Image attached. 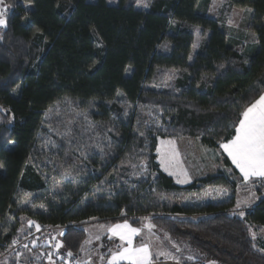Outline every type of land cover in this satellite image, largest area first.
I'll return each mask as SVG.
<instances>
[{"label":"trees","instance_id":"obj_1","mask_svg":"<svg viewBox=\"0 0 264 264\" xmlns=\"http://www.w3.org/2000/svg\"><path fill=\"white\" fill-rule=\"evenodd\" d=\"M200 1L4 0L9 14L0 36V243L14 236L18 217L25 215L39 225L66 224L63 247L76 255L88 220L127 219L138 227L149 216L155 229L192 250L197 264H264V252L249 231L264 229V195L241 218L229 211L235 184L227 176L178 185L156 160L158 138L192 137L216 149L235 134L240 113L264 91V0H228L252 9L258 49L248 59L230 45L217 19L197 10ZM192 27L208 37L190 60ZM172 72L176 78L168 90L155 88ZM65 100L93 121L112 125L115 168L140 153L148 174L140 181L107 178L105 161L72 200L31 212L16 197L19 191L44 190L31 157L45 110ZM126 105L147 115L144 124L136 126ZM101 159L90 155L87 161L95 167ZM100 185L110 193L82 203ZM212 185L232 189L229 200L200 205L161 200ZM196 214L202 216L187 218Z\"/></svg>","mask_w":264,"mask_h":264},{"label":"rangeland","instance_id":"obj_2","mask_svg":"<svg viewBox=\"0 0 264 264\" xmlns=\"http://www.w3.org/2000/svg\"><path fill=\"white\" fill-rule=\"evenodd\" d=\"M140 5L146 8L145 3H141ZM248 9L251 8L236 7L228 0H202L197 6L198 11L212 16L219 21L221 27L228 34L230 45L238 49L246 59L254 55L258 49L256 35L250 29L252 9L251 11H248ZM191 29L194 33V44L191 48L190 60L194 53L203 50L208 37V34H202L198 27H192ZM174 78H176L175 72H172V75H167L163 82L156 84L155 88L161 91L168 90ZM125 112L127 115H131L134 118L136 126H141L140 123L144 124V117L147 116L144 112L134 108L132 105H126ZM85 115L88 117L87 120L84 119ZM69 121H72V123L69 124ZM68 128H71L70 132L67 130ZM112 132V125L110 123L101 124L93 121L86 111H82L73 106L68 100L60 104H55L45 110L39 145L31 157V162L42 176L45 188L41 192L19 191L16 197L18 206L20 208L29 209L31 212H46L48 203H56L59 199L65 202L72 200L73 196L79 192L78 187L85 182L87 175L97 174L98 169L105 166V161L109 164L105 173L107 174V178L116 177L120 180H142L148 172L147 170H142V165H146L147 160L145 157L140 156V153L136 159L132 160L133 162L127 161L125 164H119L117 168H115L114 164L111 162L110 157L113 156L111 150ZM161 140L175 141L176 149L179 152L180 166L187 172V182L178 183V177L176 175H170L173 169L165 171L164 168L160 166L159 154L156 149L160 145ZM156 149L155 154L159 167L165 173L172 176L175 183L178 185H186L210 175L220 174L227 176L230 181L234 182V205L229 209L231 214H233L234 211H239V209L236 208L237 202L248 197L250 192H255L258 198L264 195V181H258L257 179L247 184L240 183L233 174L229 173L221 157H219L217 150L202 144L197 138L185 136L158 138ZM81 153H84V155H81ZM90 155H95L103 159L99 160L97 165L93 167L87 161ZM133 165L136 167H133ZM66 173H70V175H66ZM134 173L141 174L136 175ZM179 179H185V177L180 176ZM257 188L261 189L260 194L257 193ZM92 192L94 195L85 197L82 203L90 200H98L109 194L110 190L106 186L100 185L92 188ZM25 193H31V196L25 197ZM231 193L232 189L228 187L212 185L203 187L198 194H172L163 196L161 200L181 205H200L208 202L224 203L229 200ZM256 201H258V199H254L247 207L241 205V209L244 212L251 209ZM40 205H44V207L42 208ZM201 216L202 215L196 214L187 216V218L196 219ZM177 217L182 218L186 216L180 215ZM147 218L148 220L142 219L141 224L143 226L149 223V216ZM28 219L29 218L25 215L21 216L23 222L24 220L28 221ZM97 220L98 219L95 218L87 221L94 222L87 225L85 230L88 234H91V232L101 235L105 233V231L100 228V225H106L109 221ZM84 225L85 224L82 225V229H84ZM25 228L22 235L35 229L36 226H29L26 224ZM142 228L139 239L150 244L154 256H156L158 251L163 250L171 252L179 257V261L172 259L160 261H168L176 264L198 263V256H196L192 250L185 251L183 245L173 241L166 233L161 232L159 235L158 233H150L148 235L145 231L147 228ZM261 230V228L257 227L251 228V231L257 234L255 243L260 249H264V232ZM162 245L164 247H162ZM174 245L178 246L179 251H177V247H174ZM14 257L13 255L7 259L0 260V264H15V261L11 260L12 258L14 260ZM73 257H75L74 254ZM188 257H192V259H188ZM210 262L211 261H208L206 264H210ZM94 263L95 258L91 260L90 264Z\"/></svg>","mask_w":264,"mask_h":264},{"label":"snow or ice","instance_id":"obj_3","mask_svg":"<svg viewBox=\"0 0 264 264\" xmlns=\"http://www.w3.org/2000/svg\"><path fill=\"white\" fill-rule=\"evenodd\" d=\"M0 5L3 6L0 7V26L6 27L4 16L9 6L4 3V0H0ZM248 11H251V9H248ZM84 119L87 120L88 117L85 115ZM68 123L71 124L72 121ZM67 130L70 132L71 128ZM141 135H143V133H141ZM219 147L227 153V156L231 159L232 164L239 170L246 184L254 178H260L264 181V93L260 94L258 99L244 108L240 113L238 124L235 126V135L230 139L220 142ZM156 151L159 154L160 166L164 168L165 171L173 169L170 175H176L178 177V183L187 182V172L180 166L179 152L176 149L175 141L161 140ZM81 155H84V153H81ZM133 167L136 166L133 165ZM142 170L146 171L147 165H142ZM134 174L139 175L141 173ZM66 175H70V173H66ZM180 176H184L185 179H179ZM24 195L25 197H30L31 193H25ZM254 199H258L256 193L250 192L248 197L237 202L236 208L239 209V211H234L233 214H238L243 218L245 212L241 209V205L247 207ZM40 207L43 208L44 205H40ZM142 219L148 220L147 217ZM27 223L29 226L35 224V222L31 220H28ZM35 226L37 229L40 227L38 224ZM143 227L147 228L148 232L151 233L155 225L149 222ZM100 228L110 234V239L112 237H118L121 242L120 245H118V250H109L111 254L107 259V264H120L121 261H128V264H154L153 253L149 243L145 242L139 246H134L133 244L134 237L141 234L142 228L133 227L127 219L122 223L100 225ZM249 231L253 240H255L257 234L252 232L251 229H249ZM261 231L264 232V229ZM95 239L99 240L100 236L97 235ZM16 243H18V241L13 239L12 244L15 245ZM87 243H90V241H85V244ZM253 246L255 247V245ZM24 247L27 248V245ZM55 247L60 248L62 244L57 243ZM83 247L84 246L81 245V250H83ZM174 247H177V251H179L178 246L174 245ZM260 251H264V249H260ZM18 255L20 254L18 253ZM67 255L71 257L73 253L69 250ZM156 256L157 258L162 256L165 259L179 261V257L171 252L163 250L158 251ZM100 259L103 260L104 256H101ZM188 259H192V257H188ZM49 260L51 261V255H49ZM77 264H90V259L84 262L78 261ZM210 264H215V262H210Z\"/></svg>","mask_w":264,"mask_h":264},{"label":"built area","instance_id":"obj_4","mask_svg":"<svg viewBox=\"0 0 264 264\" xmlns=\"http://www.w3.org/2000/svg\"><path fill=\"white\" fill-rule=\"evenodd\" d=\"M0 7L3 6L0 5ZM8 14L9 9L5 12L4 18L6 21ZM4 28L5 26H0V34ZM39 226V229H32L21 236H13L5 244L0 243V260L7 259L13 255L20 257L25 254V252L36 249L39 251V255L34 261V264H75L74 257H69L67 255L68 250L63 247L62 243L67 225L46 224ZM13 239H16L18 243L13 245ZM57 243L62 244V247L56 248L55 245ZM25 245H27V248L24 247ZM18 253L20 255H18ZM49 255H51V261L49 260ZM16 264H24V260L17 259Z\"/></svg>","mask_w":264,"mask_h":264},{"label":"crops","instance_id":"obj_5","mask_svg":"<svg viewBox=\"0 0 264 264\" xmlns=\"http://www.w3.org/2000/svg\"><path fill=\"white\" fill-rule=\"evenodd\" d=\"M262 93H264V91ZM216 150H217V152L219 154V157H221L223 163L225 162L224 161V159H225L226 162L229 164V165H226L227 163L226 164L224 163L225 164V167L227 168V170L229 171V173L233 174L239 180L240 183H245L243 181V179H242V176H241L239 170L235 167V165L232 164L231 159L227 156V153H225L222 149H220L219 144H218V147L216 148ZM257 179H260V178H254L253 180H257ZM253 180H250L249 182H251ZM21 216L22 215H20L18 217L19 218V221H18L17 228L15 230L14 236L15 235L21 236L22 233L26 229L25 228L26 227V224L28 225V223H27L28 221L24 220V222H23L21 220ZM28 220L33 221L30 218ZM122 222L123 221H115V222L109 221L106 225H110V224H113V223H122ZM91 223H94V222H87L83 226L84 231H85V238H84V241H83L82 245L84 247H83V250L80 249L79 253L75 255V257H74V263L75 264H77L78 261L84 262V261H87L89 259H90V262H91V260L93 258H95V263L94 264H107V259H108V257L111 254L109 250L110 249L112 251L118 250V245H120V243H121L119 241V238L118 237H112L110 239L109 238L110 234L107 233L106 231L102 235L101 234H96L94 232H91V234H88L85 229H86L87 225H89ZM36 224H38V223L35 222L34 225H36ZM133 227H135V226H133ZM142 227H143V225L141 224L140 226H138L136 228H142ZM145 231L147 232L148 235L150 234L148 232V229H145ZM158 231L159 230L153 228L151 230V233L152 234L158 233V235H159L161 232L160 231L158 232ZM97 235L100 236V239L99 240L95 239V237ZM85 241H90V243L85 244ZM142 243H145V242H143V241H141L139 239V235L136 236V237H134V239H133L134 246H139ZM162 247H164V246L162 245ZM38 255H39V251L35 249V250H31L29 252H25V254H23L21 257H16L15 256L14 260H13V258L11 260L12 261H15V264H16L17 259L24 260V264H34V261L38 258ZM101 256H104V259L103 260L100 259ZM160 260H165V258H162V256L157 258L156 256L153 255V261L154 262H157V261H160ZM120 264H128V261H121Z\"/></svg>","mask_w":264,"mask_h":264},{"label":"water","instance_id":"obj_6","mask_svg":"<svg viewBox=\"0 0 264 264\" xmlns=\"http://www.w3.org/2000/svg\"><path fill=\"white\" fill-rule=\"evenodd\" d=\"M154 264H176V263L168 262V261H159V262H154Z\"/></svg>","mask_w":264,"mask_h":264}]
</instances>
